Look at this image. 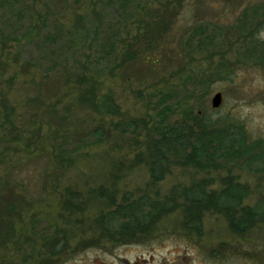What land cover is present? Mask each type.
<instances>
[{
	"label": "rangeland",
	"instance_id": "rangeland-1",
	"mask_svg": "<svg viewBox=\"0 0 264 264\" xmlns=\"http://www.w3.org/2000/svg\"><path fill=\"white\" fill-rule=\"evenodd\" d=\"M260 2L0 0V264H264V224L238 235L206 212L202 236L185 228L180 190L201 180L220 189L230 174L176 167L154 186L141 155L157 107L210 111L218 92V113L264 141V70L239 61L256 38L225 39ZM167 9L175 20L163 33L151 21ZM222 55L230 71L217 67ZM211 71L221 78L198 85ZM105 96L119 115L101 107ZM231 173L251 187L249 204L264 198V174ZM128 195L181 207L138 244L99 240L100 218ZM52 240L67 244L58 263Z\"/></svg>",
	"mask_w": 264,
	"mask_h": 264
},
{
	"label": "trees",
	"instance_id": "trees-1",
	"mask_svg": "<svg viewBox=\"0 0 264 264\" xmlns=\"http://www.w3.org/2000/svg\"><path fill=\"white\" fill-rule=\"evenodd\" d=\"M177 1L182 4V0ZM172 14L170 9L156 14V21H151L152 26L163 33L170 32L175 20V15ZM246 18L248 21L250 15L246 14ZM244 30L250 31V27H244ZM201 33L200 27L189 31L192 34L190 38L194 39ZM256 48L251 46L245 49L244 53L239 54V61L258 65ZM222 58L217 67L230 71L231 64L227 63L225 55ZM146 60L149 61L150 57ZM180 67L181 70L186 69L184 65ZM219 73H203L198 85H209L212 82L210 77L218 75L221 78ZM103 99L101 107L108 115L120 114V108L112 97L105 96ZM176 108L168 105L159 109L157 107L151 122L146 123V150L141 155L147 158L153 185L156 186L164 180L176 167L191 168L203 173L226 171L231 175L224 179L220 189H214L210 181L201 180L180 190L181 204L184 205L187 216L185 228L202 236L203 217L206 212L223 215L230 230L238 235L246 234L256 224H264V198L249 204L251 187L231 173L233 169L241 168L250 173L264 174V141L252 138L243 122L219 114V109L197 112L189 106L184 110L179 106ZM174 109L176 110L173 112ZM177 111L179 118L173 120L172 117ZM130 127L136 129L137 125L131 122L128 130ZM111 204L114 207L100 218L103 236L99 240L106 239L121 244L143 241L147 232L164 214L181 207L175 198L148 195L138 198L128 195L120 202L113 201ZM46 236L49 234L46 233ZM50 244L53 245L51 257H58L67 247L63 240H52Z\"/></svg>",
	"mask_w": 264,
	"mask_h": 264
},
{
	"label": "flooded vegetation",
	"instance_id": "flooded-vegetation-1",
	"mask_svg": "<svg viewBox=\"0 0 264 264\" xmlns=\"http://www.w3.org/2000/svg\"><path fill=\"white\" fill-rule=\"evenodd\" d=\"M263 8H264V5H261V2L253 8H245L243 10V14L240 16L238 20L239 24L236 27V30L239 28L240 30L239 31L235 30L233 32H226L225 39L227 38L228 40V39H231L233 36H236V39L238 40V42L241 43V40L244 41L246 39L248 42H252L251 41L252 38H256L254 40V43H256L257 50H258V67L264 70V40L261 39V34H264V31H263L264 30L263 28L264 27V9ZM246 14L250 15V19L248 21L246 18ZM247 26L250 27V31L243 30L244 27H247ZM225 42L227 43L226 40ZM251 45L252 43H247V47H246V45L244 44V46L242 47V50L250 48ZM138 243L140 242H135L134 244H138ZM123 245H128V244H123ZM62 251L60 254H62ZM211 256L213 259H220V256L218 254V249H211ZM62 257H63L62 255H58V257H56V260H54V262L56 261L58 263L62 259Z\"/></svg>",
	"mask_w": 264,
	"mask_h": 264
},
{
	"label": "water",
	"instance_id": "water-1",
	"mask_svg": "<svg viewBox=\"0 0 264 264\" xmlns=\"http://www.w3.org/2000/svg\"><path fill=\"white\" fill-rule=\"evenodd\" d=\"M223 103V95L221 92H218L214 95L211 101L212 108L214 110L219 109Z\"/></svg>",
	"mask_w": 264,
	"mask_h": 264
}]
</instances>
